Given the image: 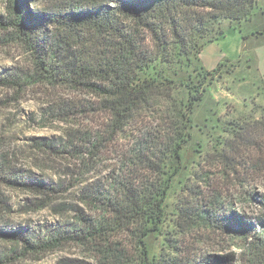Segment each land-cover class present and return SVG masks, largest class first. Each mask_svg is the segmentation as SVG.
Here are the masks:
<instances>
[{
    "label": "rangeland",
    "instance_id": "obj_1",
    "mask_svg": "<svg viewBox=\"0 0 264 264\" xmlns=\"http://www.w3.org/2000/svg\"><path fill=\"white\" fill-rule=\"evenodd\" d=\"M76 1L30 0L28 9L32 15L51 13ZM5 4L0 0V16ZM221 27L223 35L206 43L198 62L205 71L221 66L220 77L208 86L194 112L198 124L190 129L180 160L165 167L168 174L177 171L163 202L162 221L146 235L138 234L146 263L160 264L181 254L216 264H260V258L252 263L249 259L250 236L245 240L192 226L178 210L200 201L199 193H218L219 201L244 222L257 226L264 214V207L246 195L251 191L253 198H264V134H245L246 142L235 139L228 125L243 119L252 122L264 111V0H257L250 19L224 20ZM14 29L0 27V73L21 76L24 83L0 86V256L7 255V264H98L94 248L72 240L54 251L14 260L22 243L13 235L45 237L63 227L78 228L79 214L98 217L83 194L106 190L113 178L129 170L132 144L144 123L107 133L108 115L88 108H95L98 99L46 79L38 55L16 39ZM68 105L78 110L64 115ZM98 139L97 146L90 145ZM8 174L27 182V187L6 183ZM31 180L54 191L37 193L30 188ZM142 224L138 220L130 229L140 230ZM130 233L115 240L137 258L143 245Z\"/></svg>",
    "mask_w": 264,
    "mask_h": 264
},
{
    "label": "trees",
    "instance_id": "obj_2",
    "mask_svg": "<svg viewBox=\"0 0 264 264\" xmlns=\"http://www.w3.org/2000/svg\"><path fill=\"white\" fill-rule=\"evenodd\" d=\"M29 1L6 0L0 27L15 28L16 39L38 55L46 79L97 98L95 108H88L108 115L110 135L125 132L133 123H144L145 128H140L141 135L132 144L131 168L113 178L106 190L84 192L98 217L79 214L78 228L63 227L45 237L15 234L22 248L12 259L42 255L72 240L94 248L98 264H151L152 260L146 263L138 234L146 235L162 221L163 202L177 171L168 174L165 167L180 160L190 129L198 124L194 112L221 73V66L212 72L203 70L199 55L206 43L223 35L224 20L250 19L257 0H117L114 4L78 0L34 15ZM22 81L16 74L0 73V86H21ZM77 110L68 105L62 112L69 115ZM228 125L235 139L248 142L245 134H264V111L252 122L243 119ZM100 141L89 143L95 147ZM6 183L27 187L14 174L6 176ZM30 188L41 194L54 191L33 180ZM199 194L200 201L178 209L185 222L230 237L250 236L249 259L252 263L260 258L264 264V214L256 226L227 209L218 193ZM246 195L264 207V198H253L251 191ZM138 220L144 224L140 230L130 229ZM129 232L136 244L143 245L137 258L115 240ZM179 256L166 257L160 264H216L209 258L204 262L201 257ZM8 262L7 255L0 256V264Z\"/></svg>",
    "mask_w": 264,
    "mask_h": 264
}]
</instances>
